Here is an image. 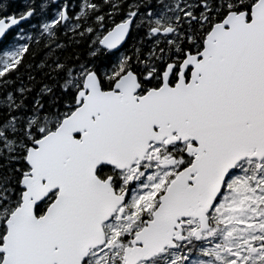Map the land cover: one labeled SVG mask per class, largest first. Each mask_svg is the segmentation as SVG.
Listing matches in <instances>:
<instances>
[{
	"label": "snow or ice",
	"instance_id": "obj_1",
	"mask_svg": "<svg viewBox=\"0 0 264 264\" xmlns=\"http://www.w3.org/2000/svg\"><path fill=\"white\" fill-rule=\"evenodd\" d=\"M0 264H264V0H0Z\"/></svg>",
	"mask_w": 264,
	"mask_h": 264
}]
</instances>
